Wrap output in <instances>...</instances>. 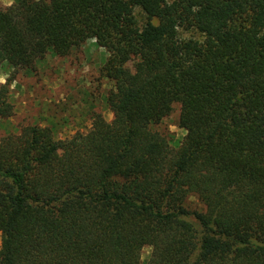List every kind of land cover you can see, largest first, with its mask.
<instances>
[{"label": "trees", "instance_id": "trees-1", "mask_svg": "<svg viewBox=\"0 0 264 264\" xmlns=\"http://www.w3.org/2000/svg\"><path fill=\"white\" fill-rule=\"evenodd\" d=\"M89 39L108 53L113 120L66 143L36 124L0 140V264H142L145 246L144 264H264V0L0 6V69ZM8 96L9 80L0 119ZM176 103L172 146L152 125Z\"/></svg>", "mask_w": 264, "mask_h": 264}, {"label": "rangeland", "instance_id": "rangeland-1", "mask_svg": "<svg viewBox=\"0 0 264 264\" xmlns=\"http://www.w3.org/2000/svg\"><path fill=\"white\" fill-rule=\"evenodd\" d=\"M15 1L0 0V6L6 8ZM134 11L142 25L146 21L145 12L140 6ZM107 57L105 48L89 39L64 56L48 52L33 69L4 65L0 69V83L9 80L8 97L14 111L11 116L0 119V140L20 133L27 125L36 124L50 127L55 138L66 143L75 134L92 132L101 118L111 123L114 115L107 97L114 82L103 71ZM137 62V58H133L127 66L135 70ZM179 109L176 103L169 116L152 125L172 146H177L185 134L178 126ZM186 204L191 210L204 209L195 194L187 198ZM150 252L149 246L142 249V264Z\"/></svg>", "mask_w": 264, "mask_h": 264}]
</instances>
